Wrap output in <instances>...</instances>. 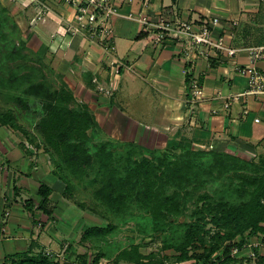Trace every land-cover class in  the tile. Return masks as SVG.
Masks as SVG:
<instances>
[{
  "label": "crops",
  "instance_id": "0c3cea01",
  "mask_svg": "<svg viewBox=\"0 0 264 264\" xmlns=\"http://www.w3.org/2000/svg\"><path fill=\"white\" fill-rule=\"evenodd\" d=\"M47 1L51 13L32 23L33 43H38L34 53L61 77L75 106H85L91 114L88 138L133 144L147 155L185 143L190 134L198 147L264 161V95L250 93L247 79L237 71L247 65L264 71V59L253 61L246 50L264 43V0H149L146 5L144 0H114L121 15L111 23L113 53L82 33L68 31L72 6ZM21 3L35 10L36 3ZM143 14L154 22L165 17L196 26L209 23L212 39H222L224 49L209 56L197 53L188 61L183 42H158L156 29L126 17ZM215 17L219 23L212 25ZM227 49L236 51L229 55ZM114 63L119 67L118 89L108 96L98 85L107 81ZM188 75L203 87L201 99L187 88ZM54 165L37 143L0 121V264L44 250L64 252L67 259L60 264H75L81 255L90 259L93 243V251L102 252L101 237L88 230L100 224L60 196ZM41 185L50 188L45 203L38 194ZM255 253L264 258V244L252 237L230 255L254 258ZM114 258L102 264H115Z\"/></svg>",
  "mask_w": 264,
  "mask_h": 264
},
{
  "label": "trees",
  "instance_id": "16d2710c",
  "mask_svg": "<svg viewBox=\"0 0 264 264\" xmlns=\"http://www.w3.org/2000/svg\"><path fill=\"white\" fill-rule=\"evenodd\" d=\"M25 48L22 42L7 53L8 59L27 58L21 55ZM29 60L34 61L33 58ZM41 71L28 65L21 74L12 70L4 79L11 89H18L22 95L28 96V99L14 98L15 106L21 111L27 112L31 104L38 101L39 115L30 120L32 131L28 124L21 123V111L16 107L0 110V121L20 131L30 143H37L52 160L57 159L55 169L64 184L63 190L72 189L64 170L78 177L93 174L90 182L98 183L94 193L108 211L121 214L135 206L149 215L155 232L174 223L183 227L179 237L163 240L162 244L163 250L174 251L176 262L236 264L239 259L230 255L231 249L243 248L252 237L264 244V161L252 165L250 160L240 156L225 151L195 149L183 141L162 151H153L149 156L133 144L126 145L127 149L120 155L108 150L105 143L92 153L87 147V132L93 126L91 114L85 106L76 107L72 93L64 85L53 87ZM248 165L252 168L249 173H244ZM230 171L242 179L239 190L248 192V198L232 204L223 197L214 199L208 192L198 193L193 201L192 219L175 222V218L184 214L189 195ZM38 194L45 203L50 188L41 185ZM88 230L102 237L113 230V225L92 226ZM102 256V252H95L88 262L81 255L75 264H97ZM163 257L166 256L156 252L143 253L140 244H133L120 249L113 261L115 264L119 261L164 264ZM253 259L256 264H264V258L257 253ZM26 263L60 264V261L43 252L12 262Z\"/></svg>",
  "mask_w": 264,
  "mask_h": 264
},
{
  "label": "rangeland",
  "instance_id": "374dc122",
  "mask_svg": "<svg viewBox=\"0 0 264 264\" xmlns=\"http://www.w3.org/2000/svg\"><path fill=\"white\" fill-rule=\"evenodd\" d=\"M37 13L32 9L31 5L26 4L23 6L21 0H7L1 4L0 10V110H4L9 107H16L14 98L20 96L23 99H28V96L22 95L18 89H11L6 83V77L12 70L19 71V74L23 72L24 67L32 65L40 68L44 78L51 83L53 87H61L63 83L61 77L56 74L51 67L45 64L38 55H35L34 48L38 46V43H33L34 28L32 26L33 19H36ZM26 45L23 49L21 55H26L27 58L20 57L16 61L8 59V52H10L15 47H19L21 43ZM33 58L34 61L29 59ZM118 89V88H117ZM39 104L38 101L31 104L30 110L27 112L21 111L19 113L21 118V123L24 125H29L30 131L32 130V125L30 120L37 118L39 115ZM37 109V110H36ZM100 137L90 136L87 142V147L90 152H95L100 144L105 143L108 150L112 151L116 155H120L127 149L123 145L113 144L109 142H104L100 140ZM185 145L191 146L195 149H202L205 151L213 150L211 147L201 148L194 145L191 139V135L185 136ZM165 149V148H164ZM163 149V150H164ZM208 149V150H207ZM215 150V149H214ZM162 151V150H155ZM153 152L147 154V156L152 155ZM245 159V158H244ZM247 159V158H246ZM54 159L51 161L55 163ZM252 165H258L259 160L253 158L250 160ZM252 165H248L243 171L244 173H249ZM55 169V165H54ZM68 175L71 182V191L63 190L64 184L57 177L58 181V191L60 196L66 198L68 201L74 203V205L88 213L92 218L96 219L97 224L100 225H113V230L102 236L98 241V247L102 251L105 259L113 258L116 253L125 247H129L133 244H140V251L143 253L156 252L163 254V263L174 264L176 262L173 250H163L162 244L163 240L173 239L175 236L179 237L182 234L183 227L174 223L172 226L165 227L161 232H155L152 228V221L144 211L133 206L130 210L125 211L121 214H114L108 211L103 204H101L95 195V190L98 187V183L92 184L90 179L94 176L78 177L72 175L68 170H64ZM56 172V169H55ZM242 183V179L236 176L232 171L227 173L223 177H218L216 180L207 182L206 185L201 186L195 192L187 197L186 200V210L184 214L175 218V222L189 221L192 219L191 210L193 208V201L198 193L208 192L214 199L223 197L226 201L232 204H237L242 200L248 198L249 193L240 191L239 187ZM248 189H250L249 185ZM176 238V237H175ZM102 239V241H101ZM238 239V238H237ZM253 241H258L256 237H253ZM260 243V242H259ZM225 244H228L226 242ZM262 244V243H261ZM93 246H97L94 243L89 247V251L92 255L95 254L93 251ZM62 253V252H56ZM64 254V252H63ZM62 254V255H63ZM20 258H16L18 261ZM67 256L65 254L64 259H60V262L65 261ZM101 262V263H102ZM104 263V262H103ZM12 264V263H9ZM30 264V263H26ZM63 264V263H62ZM236 264H256L253 261V257H243L239 259Z\"/></svg>",
  "mask_w": 264,
  "mask_h": 264
},
{
  "label": "built area",
  "instance_id": "2783aa9c",
  "mask_svg": "<svg viewBox=\"0 0 264 264\" xmlns=\"http://www.w3.org/2000/svg\"><path fill=\"white\" fill-rule=\"evenodd\" d=\"M66 4L74 8L72 25L68 31L82 33L87 39L99 44L106 53H113L115 50L112 42L111 23L115 17L120 16V11L114 0H63ZM149 0H144L148 4ZM30 3H36V19L48 16L51 8L47 0H30ZM129 19H135L146 28L156 29L155 40L163 42L166 40H176L184 43V56L189 61L196 58L197 53L209 56V52L214 49H224L222 39L217 41L212 39L210 24L194 25L187 21H173L165 17L158 18L157 21L151 20L150 14L139 15L134 18L132 15L126 16ZM33 19V22L36 20ZM219 23L218 18H213L211 24ZM249 57L253 60L264 59V43L259 46L246 48ZM235 49H227L229 55L235 53ZM113 64V63H112ZM115 65V67H114ZM111 67L110 74L104 84L98 85V90L106 95H111L118 86L119 67L116 64ZM237 71L244 76L249 85L250 93L264 95V71L257 69L254 65L238 66ZM189 91L195 99H201L203 96V87L196 79L189 83ZM227 106V104L225 105ZM211 147V146H210ZM233 251H237L236 249ZM44 254L51 259H64L62 253H54L50 250H44ZM91 259L88 260V262ZM102 264V263H99ZM165 264V263H164ZM174 264H193V261L175 262Z\"/></svg>",
  "mask_w": 264,
  "mask_h": 264
}]
</instances>
